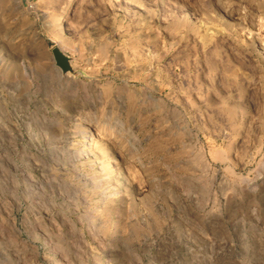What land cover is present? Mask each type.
Listing matches in <instances>:
<instances>
[{"label": "rangeland", "instance_id": "1", "mask_svg": "<svg viewBox=\"0 0 264 264\" xmlns=\"http://www.w3.org/2000/svg\"><path fill=\"white\" fill-rule=\"evenodd\" d=\"M0 264H264V0H0Z\"/></svg>", "mask_w": 264, "mask_h": 264}, {"label": "water", "instance_id": "2", "mask_svg": "<svg viewBox=\"0 0 264 264\" xmlns=\"http://www.w3.org/2000/svg\"><path fill=\"white\" fill-rule=\"evenodd\" d=\"M53 57L56 65L62 70V72L72 71L70 58L60 48L54 47L52 49Z\"/></svg>", "mask_w": 264, "mask_h": 264}, {"label": "bare ground", "instance_id": "3", "mask_svg": "<svg viewBox=\"0 0 264 264\" xmlns=\"http://www.w3.org/2000/svg\"><path fill=\"white\" fill-rule=\"evenodd\" d=\"M92 142V140H89V141H87V144H88V146L87 147H89L90 148V143ZM86 147V146H85ZM78 155H80V156H82V157H88L89 155H90V151H89V149L87 148H84V149H81L80 151H79V154ZM95 160V159H94ZM93 160V161H94Z\"/></svg>", "mask_w": 264, "mask_h": 264}]
</instances>
